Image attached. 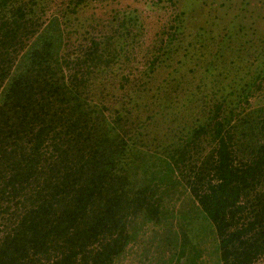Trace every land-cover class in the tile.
Masks as SVG:
<instances>
[{
  "label": "trees",
  "instance_id": "obj_1",
  "mask_svg": "<svg viewBox=\"0 0 264 264\" xmlns=\"http://www.w3.org/2000/svg\"><path fill=\"white\" fill-rule=\"evenodd\" d=\"M89 3L0 0V264H264V66L192 89L184 10Z\"/></svg>",
  "mask_w": 264,
  "mask_h": 264
},
{
  "label": "rangeland",
  "instance_id": "obj_2",
  "mask_svg": "<svg viewBox=\"0 0 264 264\" xmlns=\"http://www.w3.org/2000/svg\"><path fill=\"white\" fill-rule=\"evenodd\" d=\"M175 1L176 6L169 0H90L80 15L84 19L93 15L108 18L116 15L117 10L138 12L145 22L149 39H153L164 32L162 27L173 14L184 10V24L190 35L186 42L191 48L183 57L176 56L174 64L179 70L176 68L174 75L185 77L192 89L212 79L206 72L214 56H221L218 64L222 68L232 70V74L226 77L229 84L244 82L264 66V0ZM222 48L224 56L218 52V49L222 52ZM171 70L160 72L156 80L172 77L173 74L168 75ZM238 71L243 75L240 81ZM197 232L190 233L192 238ZM138 249L136 246L129 264L142 263L140 256L136 255ZM208 249L203 255L206 264H216V254L209 253ZM164 261L160 263L164 264Z\"/></svg>",
  "mask_w": 264,
  "mask_h": 264
}]
</instances>
